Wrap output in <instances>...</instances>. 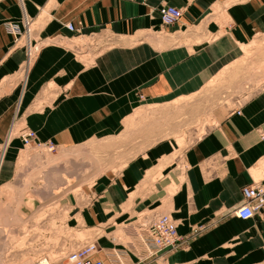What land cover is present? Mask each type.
<instances>
[{"label":"crops","instance_id":"obj_1","mask_svg":"<svg viewBox=\"0 0 264 264\" xmlns=\"http://www.w3.org/2000/svg\"><path fill=\"white\" fill-rule=\"evenodd\" d=\"M165 4L182 8L180 22L162 23L158 9ZM25 14L37 24L28 41L40 48L23 79L28 41L24 36L15 44L6 23ZM259 35L264 0H0V189L13 185L17 191L23 183H10L24 146L13 136L19 122L69 148L120 135L136 121L143 133L169 135L99 179L109 211L101 215L112 222L98 224L97 209L91 218L95 228L116 225L119 233L109 231L102 247L126 253L140 215L152 209L180 219L181 236L197 224L208 227L148 264H264V213L250 219L235 214L242 188L264 183V87L179 157V126L145 123L163 120V107L208 102H199V94L215 77L219 91L226 81L240 87L239 60L247 46L254 49L253 41L264 40ZM145 104L155 106L154 115L140 112ZM145 183L152 194L150 188L143 193Z\"/></svg>","mask_w":264,"mask_h":264},{"label":"rangeland","instance_id":"obj_2","mask_svg":"<svg viewBox=\"0 0 264 264\" xmlns=\"http://www.w3.org/2000/svg\"><path fill=\"white\" fill-rule=\"evenodd\" d=\"M24 17L30 16L25 14L22 19ZM36 25L33 19L31 31L29 35L25 36L27 41ZM259 36L264 37V35ZM76 42L83 43V47L89 43V41L79 40ZM28 44L32 43L30 44L28 41ZM252 44L254 49L251 50L250 46H247L248 50H244L241 60H239L241 67L239 74L242 77L240 87H233L231 82L226 81L228 85L219 91L215 77L199 94L201 98L198 100H209L208 102L184 103L181 104L183 108L179 105H173L172 108L157 106L158 109L155 112L160 108L164 109L159 111L162 113L161 115L165 116L164 119L145 122L152 125V129L153 126L164 125L165 129L177 130L173 128V125L176 123L179 126V130H177L179 135L176 136L179 149L175 151L174 156L179 157L182 151L201 137L207 128L216 125L225 114L240 105L255 91L264 87V40L253 41ZM67 45L72 47L73 43L68 42ZM33 47L38 50L40 48L39 45ZM37 55L38 53L36 57ZM28 68L25 64L22 70L23 79ZM223 91L225 92L223 93ZM193 99L195 98H190V100ZM141 107H146L145 110L140 111L146 117L150 114L154 115L155 108L153 109V107L155 106L153 104H145ZM179 109L180 111L171 113ZM194 109L195 112H193ZM170 113L177 116L176 119H173L174 121L170 120ZM130 123L129 129L126 125L120 135L105 140L94 139L69 148L59 147L52 140L41 139L35 130L22 122L15 126L14 137H19V133L24 129H31L35 131L36 138L31 145L23 146L15 162V168H13L12 174L15 177L10 183L15 184L19 181H23V183L19 184L17 191H15L16 186L13 185L6 189H0V236H4L0 237V264H35V260L43 253L51 258L63 257L69 251L91 240H96L102 247L99 241H107L111 235H109V231L114 229L115 234L118 233L116 225L112 228L105 227V230L98 229L99 226L95 228L96 219L92 220L91 218V212H95L97 209L100 213L99 218L103 220H99L98 224L104 227V225L110 226L108 224L112 222V220L106 221L107 219L101 215L109 211L104 197L106 187L99 183V179L104 177L108 171H114L117 174L128 160L137 156L152 142L169 135H162L164 131H158V134L155 132L143 133L142 125L138 127L136 121ZM49 143H54L56 149L49 151ZM121 144L122 146H120ZM47 176L52 179L48 180ZM148 177H151L150 174ZM52 181L55 182L51 185L54 186L52 188H58L54 192L56 195L47 196L45 200L39 199L38 195L36 197L37 189H43L47 182ZM147 188H150L148 193L152 194V184L149 187L145 183L143 193ZM20 201L22 202L17 205ZM9 207H12L13 210H10ZM112 207L115 208L116 205ZM112 207L110 205L109 208ZM146 211L153 212L152 209ZM143 215H140L139 220ZM179 220L177 219L178 225L181 224ZM207 227L208 225L197 224L182 237L189 240Z\"/></svg>","mask_w":264,"mask_h":264},{"label":"built area","instance_id":"obj_3","mask_svg":"<svg viewBox=\"0 0 264 264\" xmlns=\"http://www.w3.org/2000/svg\"><path fill=\"white\" fill-rule=\"evenodd\" d=\"M158 12L164 25L177 24L183 18L182 8L174 5H162ZM32 24L33 18L25 17L20 21L7 22L6 28L8 33L13 36L14 43L17 44L24 34L31 31ZM67 27L70 30H75L73 23H68ZM38 51L32 52L30 45H27L28 63L36 58ZM237 112L241 113V110L238 109ZM19 136L24 145L28 146L36 138V133L31 129H24L19 133ZM48 149L53 151L56 149V145L49 143ZM242 194L244 201L235 211L238 217L250 219L257 214L264 213L263 182L258 181L244 186ZM186 242L187 238L182 237L178 232L177 219L169 213L153 211L144 214L138 224L133 227L127 242L129 247L125 248L126 253L117 247H101L96 240H91L69 251L63 257L51 258L43 253L35 260V264H148L183 247ZM99 253H103L106 258L98 257ZM128 255L132 256L130 260L126 258Z\"/></svg>","mask_w":264,"mask_h":264},{"label":"bare ground","instance_id":"obj_4","mask_svg":"<svg viewBox=\"0 0 264 264\" xmlns=\"http://www.w3.org/2000/svg\"><path fill=\"white\" fill-rule=\"evenodd\" d=\"M25 18V17H24ZM29 33L30 32H28V33H26V34H24L22 37H24V36H27V35H29ZM30 47L32 48V52H37L38 51V48L36 49L35 47H32L31 45H30ZM30 64H32V61H30L29 63H28V61H26V67L28 68L29 66H30ZM45 176V175H44ZM46 177V176H45ZM50 177V176H49ZM47 178H48V176H47ZM51 178V177H50ZM50 178H48V180H50ZM52 179V178H51ZM55 182L54 181H52V182H47L45 185L46 186H44L43 187V189H40L39 190V188L37 189V192H35V194H36V197H37V195H38V197H39V199H44L45 200V197H50V195H56L54 192L56 191V188H52V187H54V186H51V185H53ZM52 188V189H51ZM58 189V188H57ZM59 192V191H58ZM53 195V196H54ZM52 197V196H51ZM5 222V221H4ZM2 237H4L3 235H1ZM0 236V237H1ZM1 237V238H2Z\"/></svg>","mask_w":264,"mask_h":264}]
</instances>
